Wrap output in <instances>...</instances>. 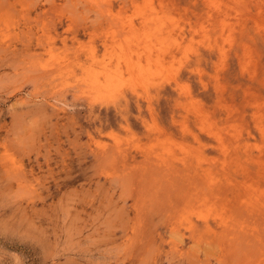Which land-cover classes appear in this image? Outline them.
<instances>
[{"label":"rangeland","instance_id":"374dc122","mask_svg":"<svg viewBox=\"0 0 264 264\" xmlns=\"http://www.w3.org/2000/svg\"><path fill=\"white\" fill-rule=\"evenodd\" d=\"M0 264H264V0H0Z\"/></svg>","mask_w":264,"mask_h":264}]
</instances>
